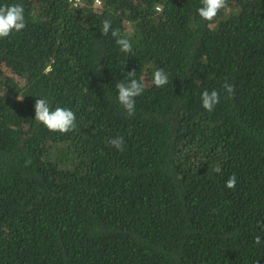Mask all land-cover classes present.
Listing matches in <instances>:
<instances>
[{
    "label": "trees",
    "instance_id": "trees-1",
    "mask_svg": "<svg viewBox=\"0 0 264 264\" xmlns=\"http://www.w3.org/2000/svg\"><path fill=\"white\" fill-rule=\"evenodd\" d=\"M15 3L26 27L0 38V264H264V0H227L211 22L200 0H0ZM133 69L145 88L129 116L116 84ZM39 96L76 129L38 123Z\"/></svg>",
    "mask_w": 264,
    "mask_h": 264
},
{
    "label": "clouds",
    "instance_id": "clouds-1",
    "mask_svg": "<svg viewBox=\"0 0 264 264\" xmlns=\"http://www.w3.org/2000/svg\"><path fill=\"white\" fill-rule=\"evenodd\" d=\"M80 0H75V4ZM101 0H95V5L99 6ZM200 7L197 9L199 17L204 21H213L221 9L226 8L227 0H200ZM26 27L25 9L22 4H5L0 5V38L9 37L13 32H20ZM111 30V35L116 38V43L120 51L131 53L133 51L131 41L126 37H121L118 29H111V21L104 20L101 25V33L103 36L108 35ZM136 71L133 69L127 72L128 81L116 84L117 102L131 116L135 113V98L142 94L145 84L135 78ZM169 77L163 69H156L152 73L151 83L157 88L168 84ZM224 90L228 95L234 93V87L231 84L225 83ZM40 97V96H39ZM17 100L22 98L17 97ZM202 107L211 112L215 106L220 103V94L216 90L204 91L201 94ZM34 119L43 124L49 131L67 133L76 129L75 113L66 107H50L47 99L40 97L34 100ZM108 144L116 149L123 151V138L115 137L108 140ZM30 162V161H29ZM214 171H219L218 168ZM236 175H231L225 182V187L234 189L236 187ZM261 218V215H260ZM262 219V218H261ZM262 239L260 236L255 238V243L260 244Z\"/></svg>",
    "mask_w": 264,
    "mask_h": 264
}]
</instances>
